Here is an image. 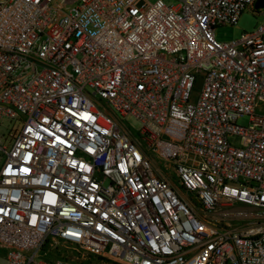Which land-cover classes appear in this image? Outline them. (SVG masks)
Returning <instances> with one entry per match:
<instances>
[{"label": "built area", "instance_id": "built-area-1", "mask_svg": "<svg viewBox=\"0 0 264 264\" xmlns=\"http://www.w3.org/2000/svg\"><path fill=\"white\" fill-rule=\"evenodd\" d=\"M254 2L0 0V264H264Z\"/></svg>", "mask_w": 264, "mask_h": 264}, {"label": "rangeland", "instance_id": "rangeland-1", "mask_svg": "<svg viewBox=\"0 0 264 264\" xmlns=\"http://www.w3.org/2000/svg\"><path fill=\"white\" fill-rule=\"evenodd\" d=\"M153 2L155 0H148ZM166 4L176 5L178 0H164ZM264 20V7L260 10L255 9L253 6H249L245 8L240 14L237 22L235 24H226L217 26L215 28V37L220 41H230L233 39H237L241 33L244 31L250 32L253 31L258 23ZM114 116L119 119L121 123H123L132 133L133 135H137L139 129V123L130 116L122 117L120 114L115 113ZM2 125L0 126V133L6 134L7 122L2 121ZM238 124L247 126L250 121L248 115L240 117L237 121ZM230 142L234 145L238 144V138H230ZM3 160V155L0 153V164ZM157 167L160 169H165V166L161 162H156ZM169 175L172 177L173 172L169 171Z\"/></svg>", "mask_w": 264, "mask_h": 264}, {"label": "water", "instance_id": "water-1", "mask_svg": "<svg viewBox=\"0 0 264 264\" xmlns=\"http://www.w3.org/2000/svg\"><path fill=\"white\" fill-rule=\"evenodd\" d=\"M253 7L255 9L263 8L264 7V0H255Z\"/></svg>", "mask_w": 264, "mask_h": 264}]
</instances>
